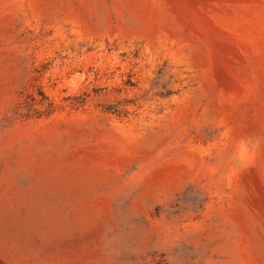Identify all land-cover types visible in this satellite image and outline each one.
I'll return each instance as SVG.
<instances>
[{"label":"rangeland","instance_id":"rangeland-1","mask_svg":"<svg viewBox=\"0 0 264 264\" xmlns=\"http://www.w3.org/2000/svg\"><path fill=\"white\" fill-rule=\"evenodd\" d=\"M0 264H264V0H0Z\"/></svg>","mask_w":264,"mask_h":264},{"label":"trees","instance_id":"trees-1","mask_svg":"<svg viewBox=\"0 0 264 264\" xmlns=\"http://www.w3.org/2000/svg\"><path fill=\"white\" fill-rule=\"evenodd\" d=\"M170 94H171L170 92L166 91L164 93H161L160 95L166 97ZM102 110H104L105 112H108L110 114H113L115 116H121V114L118 111H116V109H114V107H112V106H103Z\"/></svg>","mask_w":264,"mask_h":264}]
</instances>
